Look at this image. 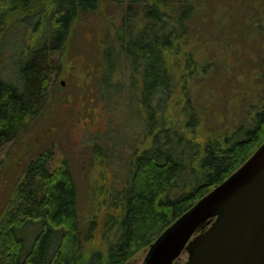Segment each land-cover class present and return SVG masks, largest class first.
<instances>
[{"label":"trees","instance_id":"obj_1","mask_svg":"<svg viewBox=\"0 0 264 264\" xmlns=\"http://www.w3.org/2000/svg\"><path fill=\"white\" fill-rule=\"evenodd\" d=\"M113 1L122 7V30L100 49L106 84L97 90L121 92L116 70L128 62L130 92L146 115L148 146L131 151L121 188L102 187L86 219L68 161L56 164L51 150L31 158L0 211V264H127L264 144V0H245L239 20L218 29L214 12H232V0L217 6L212 0H0V25L32 13L29 29L44 25L49 38L24 54L16 80L0 71V181L4 148L48 105L53 75L61 69L57 54L71 29L82 15ZM141 15L142 24L134 22ZM245 20L248 26L239 27ZM232 21L236 29H229ZM180 50L190 53L189 80L210 83L201 95L205 113L231 123L222 137L199 138L202 116L190 96L181 122L165 118L175 90L166 53ZM104 150L93 145L95 159H105Z\"/></svg>","mask_w":264,"mask_h":264},{"label":"rangeland","instance_id":"obj_2","mask_svg":"<svg viewBox=\"0 0 264 264\" xmlns=\"http://www.w3.org/2000/svg\"><path fill=\"white\" fill-rule=\"evenodd\" d=\"M168 2L172 7L177 4ZM212 2L217 6L222 0ZM245 5V0H232L231 13L216 10L213 20L218 24L215 29L225 28L231 19L239 20L237 10ZM121 9L114 1L107 2L97 11L82 15L71 29L64 51L57 54L56 60L61 63V69L53 75L46 109L38 118L28 122L27 129L18 141L4 148L1 159L4 174L0 181V211L30 159L51 150L56 164L68 161L79 188L82 215L85 219L89 218L102 187L108 186L111 192L121 188L120 184L127 177L130 166L131 151L148 146L145 142L146 138L150 139L146 132V115L142 111V103L133 99L130 92L128 62L125 60L116 70L115 78L119 81L118 90L121 92L111 90L98 94L100 90H97L106 84L101 77L106 73L104 70L107 69V63L100 49L109 48L113 44L114 33L122 30ZM169 9L166 6L165 10ZM31 16L32 13L27 17L7 18L5 25H0V71L8 81L17 79L19 63L28 50L37 49L49 41L45 34L48 29L44 25L29 29L32 28L27 25L33 19ZM142 18L143 15L135 18L134 22L142 24ZM217 18H223L224 21L219 22ZM233 23H230L229 29H236ZM243 24L244 27L248 26L245 20L239 27ZM203 29H210V26H203ZM188 51H174L171 55L166 53L175 90L165 118L171 122H181L183 109L190 96L192 104L202 116L201 126L197 130L199 138L205 141L210 137H222L229 129L232 130L231 123H227L223 115L218 116L222 119L218 123L210 112L205 113L201 106V95L210 83L208 80H189L194 71L188 64ZM195 59L196 63L202 61L199 54ZM193 63L191 61V65ZM189 83L192 86L189 87ZM97 142L105 147L104 154L101 152V158L105 159H100V156L95 159L93 155L92 146ZM146 254L147 251L140 252L127 264H143ZM188 258V254L183 253L176 264H186Z\"/></svg>","mask_w":264,"mask_h":264},{"label":"water","instance_id":"obj_3","mask_svg":"<svg viewBox=\"0 0 264 264\" xmlns=\"http://www.w3.org/2000/svg\"><path fill=\"white\" fill-rule=\"evenodd\" d=\"M183 253L186 264H264V144L180 217L143 264H174Z\"/></svg>","mask_w":264,"mask_h":264}]
</instances>
